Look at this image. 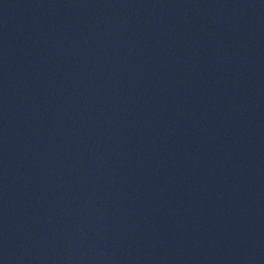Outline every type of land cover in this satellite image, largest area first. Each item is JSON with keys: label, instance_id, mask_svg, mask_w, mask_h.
I'll return each instance as SVG.
<instances>
[{"label": "water", "instance_id": "obj_1", "mask_svg": "<svg viewBox=\"0 0 264 264\" xmlns=\"http://www.w3.org/2000/svg\"><path fill=\"white\" fill-rule=\"evenodd\" d=\"M0 25L264 262V0H0Z\"/></svg>", "mask_w": 264, "mask_h": 264}]
</instances>
